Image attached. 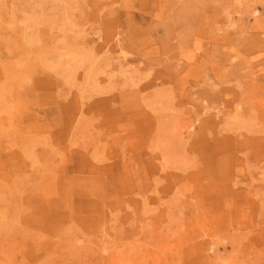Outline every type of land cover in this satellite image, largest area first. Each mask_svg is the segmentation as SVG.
I'll use <instances>...</instances> for the list:
<instances>
[{
  "label": "rangeland",
  "instance_id": "1",
  "mask_svg": "<svg viewBox=\"0 0 264 264\" xmlns=\"http://www.w3.org/2000/svg\"><path fill=\"white\" fill-rule=\"evenodd\" d=\"M0 264H264V0H0Z\"/></svg>",
  "mask_w": 264,
  "mask_h": 264
},
{
  "label": "bare ground",
  "instance_id": "2",
  "mask_svg": "<svg viewBox=\"0 0 264 264\" xmlns=\"http://www.w3.org/2000/svg\"><path fill=\"white\" fill-rule=\"evenodd\" d=\"M100 102V101H99ZM80 165H76V167H75V171L77 170V169H79L80 167H79ZM74 172V171H73Z\"/></svg>",
  "mask_w": 264,
  "mask_h": 264
}]
</instances>
